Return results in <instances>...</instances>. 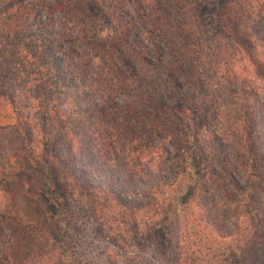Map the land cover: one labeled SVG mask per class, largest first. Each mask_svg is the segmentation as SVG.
<instances>
[{"label":"trees","instance_id":"16d2710c","mask_svg":"<svg viewBox=\"0 0 264 264\" xmlns=\"http://www.w3.org/2000/svg\"><path fill=\"white\" fill-rule=\"evenodd\" d=\"M204 3L205 0H0V107L7 106L9 110L0 113V131L61 124L62 132H38L44 136L36 162L44 164L47 192L53 196L57 186L71 189L75 170L83 168L106 175L107 181L99 186V192L106 200L114 197L115 205L120 207L125 206L118 195L123 190L111 185L114 182L120 187L127 182L136 192L124 193L134 198L149 193L163 197L166 186H179L181 199L188 200L189 205L197 199L199 205L197 216L193 210L186 213L188 205L184 223L179 224L177 263L248 264L261 232L255 224L257 216H247L242 180L235 176L239 172L253 177L260 168L264 169L258 166L259 156L264 165V113L256 111L257 131L247 133L249 118L237 121L236 147L226 156L229 145L221 133L223 121L209 117L208 110V102L214 104L220 94L208 92L206 80L218 77L227 82L234 78V92L226 86L219 89L221 93L222 88L226 90L223 97L254 94V110L264 102V0H230L217 13L219 36H213L205 26ZM208 69H222V73L210 74ZM248 70L261 82L249 86L242 77V72ZM118 108L125 110L127 117L140 112L145 121L148 117L152 129L159 125L167 128L169 120L163 116L168 112H193L196 125L185 123L189 131L185 136L181 134L177 142L184 151V161L186 157H213L211 172L202 174L186 161L189 173L177 170L178 175L165 180L156 175L151 178L152 169L139 167L142 149L150 147L139 131H133L137 145L129 158L114 151L118 134L102 126L103 116L107 118ZM178 121L184 123L182 119ZM209 138L215 141L206 142ZM50 146L58 148V154L49 155ZM256 147L258 153L250 154ZM32 149L38 150L39 145ZM63 164H69L67 171L60 168ZM210 180L215 196L206 189ZM11 202L1 197L0 215L17 227L7 239L0 233V264H36V260H42L33 256L34 247L50 246L57 254L60 246L67 244L69 235L63 217L53 213L44 216L40 224L44 231L37 235V226L27 223L24 211ZM82 202L95 212L107 207L97 192ZM148 205L142 216L153 218L160 214L161 206ZM63 206L67 210L69 202ZM201 222L205 225L201 226ZM154 231L158 229L148 233ZM27 242L30 249H26ZM52 259L59 264L69 261L68 257H51L48 262Z\"/></svg>","mask_w":264,"mask_h":264},{"label":"rangeland","instance_id":"374dc122","mask_svg":"<svg viewBox=\"0 0 264 264\" xmlns=\"http://www.w3.org/2000/svg\"><path fill=\"white\" fill-rule=\"evenodd\" d=\"M229 1L205 0L202 16L206 19L205 26L207 30L209 32L212 31L213 36L221 35L217 13L221 9H225ZM208 70L210 74L215 72L218 74L222 73V69L218 71L214 69ZM251 72L253 71H243L242 77L246 78L247 82L249 81V86H254L261 81L251 76L249 74ZM206 81L209 86L208 92L214 95L213 90H215V94H220L218 101H214V104L212 101L208 102L211 103L208 110L209 117L212 116L213 118L215 116L217 119H221V122L223 121V126H221L223 131L221 133L225 135L224 140L229 145L226 147L225 152L226 156L229 157L236 147L235 129L237 127L235 125L237 121L242 119V122H245L249 118L246 124L247 133L251 130L257 131L258 128L255 123L258 116L256 111L259 110L264 113V102L261 103L258 109L254 110L253 108L257 106L254 94L241 93L240 95L237 94L234 99L232 97L229 99L227 96L223 97L226 94V90L222 88L221 93L219 89L221 86H226L225 88H230L232 89L231 92H234L236 88L234 78L224 82L225 80L222 78L208 77ZM249 108L252 112H250ZM114 110L117 112L114 114L109 112L110 116H106L107 118L103 116L101 119L103 127L113 129L118 134V143L114 151L120 156L127 155L130 158L137 145L135 140H133V136L136 135L133 131H139L141 138L145 139V144L150 145L148 149H142L144 151L140 159L142 165L139 167L140 170L152 169L151 178L156 175L157 177L161 176L160 178L165 180L170 178V175L177 174V170L189 173L190 168L186 165V161L192 162L196 166L197 171H201L202 174L206 175L211 172L210 165L215 160L213 157H206V159L199 157L189 159L186 157L184 161L182 157L184 151L179 148L177 142L181 134L185 136L189 131V127L186 128L185 123H188L189 126L196 125L197 121L192 120L193 112L188 110L177 111L175 115L178 118L168 112L163 116L169 120L167 128L159 125L152 129L149 122H147L149 120L148 117H145L147 119L145 121L140 116V112H134L132 117H127L125 110L122 111L119 108ZM8 111L7 106L0 107L1 114H5ZM252 117L253 120L251 119ZM178 119H182L184 123L176 122ZM60 125L57 122H51L44 124L43 128L38 126V128L34 129L33 125H29L30 127H27L24 131L18 130L17 132L13 129L0 131V200L1 197L12 200L13 202L11 203L15 207L22 209L24 215L27 216L26 222L30 225L33 224L34 227L37 226L38 232H35L37 235H41L44 231L40 226L43 223L42 219L44 216L53 213V216L63 217L64 221L66 220V226L65 222L62 225L65 226L69 235L67 244L60 246L61 250L57 254L52 251L50 246L34 247L33 249L36 252L33 256L39 257L38 260H42L40 262L36 260V264H59L54 262L55 259L48 262L51 257L63 259L68 257L69 261L63 260V264L65 262L66 264H178L177 231L181 221L184 223L185 211L189 205L188 200L184 201V199L180 198L182 196V188L179 186L175 188L166 186V193H164L163 197L158 196L157 193H149V195L142 194L134 198L124 193L125 191H130V193L135 194L134 192H136L127 182L124 187H120L114 182L111 185L123 190L118 195L125 206L120 207L115 205L114 197L111 200H106L105 196L102 197L101 192H99V186L104 181H107L104 173H90L87 170L84 171V168L81 169L82 172L81 170H75L80 169L77 167L74 169L76 179L72 180L71 189H63L57 186L55 196L47 192L45 173L43 171L44 164L36 162V153H39V150L43 148L40 143L44 136V134L38 135V132H41V129L42 133L57 131L58 129L60 131ZM184 129H186V133ZM208 140L215 141L209 138L206 142ZM219 140L221 141L222 139L219 138ZM202 143L204 142L202 141ZM38 145L39 149L34 151L32 149L33 146L36 147ZM203 145L206 144L204 143ZM56 152L58 154V148L49 147V155H54ZM256 153H258L257 147L250 151V154ZM216 156L222 157V155ZM121 158L122 161H125L123 157ZM150 159L153 160L150 161ZM259 159L261 160L262 157L259 156ZM260 160L258 161V166H264ZM147 162L150 165H145ZM69 164H63L60 168L67 171ZM246 176L245 173L236 172L235 178L242 180L241 186L244 189L243 195L245 197L247 216L251 219L258 217H256L257 221L255 224L257 231L261 232V236H258L257 239V246L250 252L247 262L248 264H264V169L260 168L253 177L249 175L247 178ZM200 181L203 180L201 179ZM228 182L227 185H229ZM195 184L194 182L190 186L193 187ZM214 188L210 180L206 184V189L211 193ZM72 191H74V194H72ZM96 192L100 196V200H105L107 203V207H103L99 212H95L93 209L90 210V206L82 202L84 198L96 195ZM212 195L215 196L216 194ZM68 202L69 206L65 210L63 204ZM148 204L153 205V208L157 205L161 206L160 214L153 218L150 215L142 216L149 209L150 206ZM198 205L199 202L195 199L193 205H189L190 209L186 213L190 214V210H193L197 216ZM100 213H103V215ZM66 214L68 218L65 216ZM194 214L191 216L194 217ZM4 218L6 217L0 215V233L7 239L8 235L17 227V224L10 219ZM188 219H190V216ZM197 222L194 221L195 224ZM200 225L204 226L205 222H201ZM152 228L158 229L157 233L156 231L148 233V230ZM47 233L51 236V232ZM136 233L143 234L138 238ZM29 245L30 243L27 242L26 249H30Z\"/></svg>","mask_w":264,"mask_h":264}]
</instances>
